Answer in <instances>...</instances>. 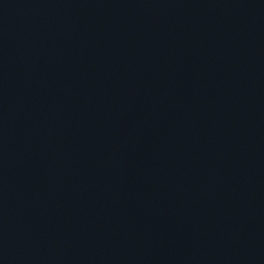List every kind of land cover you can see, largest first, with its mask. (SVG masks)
Wrapping results in <instances>:
<instances>
[{
	"label": "water",
	"instance_id": "water-1",
	"mask_svg": "<svg viewBox=\"0 0 264 264\" xmlns=\"http://www.w3.org/2000/svg\"><path fill=\"white\" fill-rule=\"evenodd\" d=\"M0 264H264V0H0Z\"/></svg>",
	"mask_w": 264,
	"mask_h": 264
}]
</instances>
